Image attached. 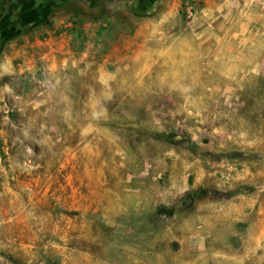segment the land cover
Instances as JSON below:
<instances>
[{
  "label": "rangeland",
  "instance_id": "1",
  "mask_svg": "<svg viewBox=\"0 0 264 264\" xmlns=\"http://www.w3.org/2000/svg\"><path fill=\"white\" fill-rule=\"evenodd\" d=\"M0 7V264H264V0Z\"/></svg>",
  "mask_w": 264,
  "mask_h": 264
},
{
  "label": "trees",
  "instance_id": "2",
  "mask_svg": "<svg viewBox=\"0 0 264 264\" xmlns=\"http://www.w3.org/2000/svg\"><path fill=\"white\" fill-rule=\"evenodd\" d=\"M51 11V6H45L41 10L38 11L37 15L33 18L32 24L37 25L42 22H46L47 16ZM7 12V11H6ZM11 18L8 15L3 14L2 18H0V28H5ZM0 40V49L1 45L5 43V41L9 40L11 37L10 35H6L5 33L2 34Z\"/></svg>",
  "mask_w": 264,
  "mask_h": 264
},
{
  "label": "crops",
  "instance_id": "3",
  "mask_svg": "<svg viewBox=\"0 0 264 264\" xmlns=\"http://www.w3.org/2000/svg\"><path fill=\"white\" fill-rule=\"evenodd\" d=\"M14 2H15V4H17V2H16V0H13ZM22 1V0H21ZM1 8V7H0ZM6 12V10H4V7H2L1 8V12H0V17L4 14ZM12 16V15H11ZM11 16H10V18H11ZM36 16V15H35ZM22 18V17H21ZM34 18V17H33ZM11 20V19H10ZM10 20H9V22H8V24H7V26L5 27V28H0V35H2V34H8V31H9V28L11 27V23H10ZM46 21H48V17H47V19H46ZM10 33V32H9Z\"/></svg>",
  "mask_w": 264,
  "mask_h": 264
},
{
  "label": "flooded vegetation",
  "instance_id": "4",
  "mask_svg": "<svg viewBox=\"0 0 264 264\" xmlns=\"http://www.w3.org/2000/svg\"><path fill=\"white\" fill-rule=\"evenodd\" d=\"M28 1H30V0H22V1L21 0H16L17 4L24 3V2L28 3ZM12 13L13 12L11 10L10 11H7V12L4 13V16L5 15H8L10 17L12 15ZM2 16L0 18H2ZM0 40H1V37H0Z\"/></svg>",
  "mask_w": 264,
  "mask_h": 264
}]
</instances>
